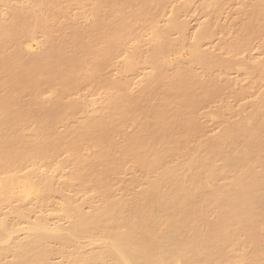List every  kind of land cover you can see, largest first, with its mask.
Here are the masks:
<instances>
[{"label":"bare ground","instance_id":"1","mask_svg":"<svg viewBox=\"0 0 264 264\" xmlns=\"http://www.w3.org/2000/svg\"><path fill=\"white\" fill-rule=\"evenodd\" d=\"M168 1L25 0L0 18V264H264V92L202 141L217 77L248 65L203 51L207 28L188 43L176 16L159 27ZM82 2L92 22L64 39L58 19ZM144 32L142 55L128 44ZM138 68L154 75L133 95Z\"/></svg>","mask_w":264,"mask_h":264},{"label":"rangeland","instance_id":"2","mask_svg":"<svg viewBox=\"0 0 264 264\" xmlns=\"http://www.w3.org/2000/svg\"><path fill=\"white\" fill-rule=\"evenodd\" d=\"M217 1L221 8L214 17H209L210 15L212 16V13L210 10L209 14L208 10L207 12L206 10L203 11V0H170L167 2V4H165V8L161 12L158 19V26L163 27L176 16L177 22L184 26L183 34L188 43H192L195 37L207 28L210 31L211 35L210 37L201 40L200 47L203 51H207L214 56L221 58L222 60H233L234 62H240L241 64L243 63L245 65H248L249 67L251 66L259 68L258 80L255 76H246L244 71H247L246 68H248V66L245 67L244 65V67L236 65V67H232V69L223 70L220 76L217 77L216 84L217 86L219 85L220 88L218 96L211 102L201 106L198 109L196 115L197 125L203 128L202 141L219 134V132L225 125V121L231 123L232 121H234V119L237 120L238 115L241 114L239 110H241L242 108H248L249 104L253 102L260 93L262 94V92H264V16L254 18L252 20V12L261 0ZM25 3V0H14L9 2L8 5L23 7ZM8 7L0 6V18L5 23H8L10 21V13L8 11ZM89 12L90 6L87 3L82 2L75 5L72 4L69 7L67 16L60 17L58 19V23L62 27L61 37L67 39L73 29H83L84 27L86 28V25L88 27L89 23L92 22V19H82L81 17H79V15L81 13L88 14ZM250 15H252V17H250ZM148 34V32L141 33V35L143 36L142 41L140 43H129L128 47H137L142 51V55L145 54V52L149 48V45H147L146 43L150 37ZM177 37V35H174L171 38L176 39ZM228 46H239V49L238 51L234 52V54L227 53ZM8 49H11V47H9ZM185 51L179 55L180 57H183H181L180 59L186 58L185 53H187V51ZM35 52H39L38 48L31 53ZM179 56H177V58H179ZM172 58L176 59V56H173ZM123 59V56L116 59L113 63L115 69H110L108 71V75L112 80H116L119 78L117 69L118 67H120ZM149 75H154V71L149 68H138V70L135 71L132 75H127V78L133 84L130 93H132L133 95H137L142 90V84L144 83L145 78ZM101 92L102 91H100L99 93ZM89 94L90 93H88V90L84 89L77 93L76 96H73L72 99H75L79 96L86 97ZM222 109H224L226 112H224ZM220 110L224 112V116L219 112ZM244 111L241 116L246 115ZM216 112L223 116L222 119L216 118L219 116V114H217ZM215 113L217 116L215 115ZM238 119H240V117ZM134 129L135 124L129 122L125 124L123 132L124 134L129 136L133 134ZM116 138L118 140L115 139V141H120V137ZM86 153L89 154L90 151ZM174 155V161L176 162L178 161L177 159L180 158V154L178 155V153H175ZM64 158L65 156H61L58 158V161L64 160ZM69 168L70 167H64L61 176L68 174V172H70ZM133 168L134 166L132 167V165L130 169L127 166V169H129V172L131 173H127L128 170L126 169L127 171L120 176L123 182L125 181L124 183L130 181V179L134 175L137 176L138 170L135 167V170H137H134L135 172H137L135 174V172L132 171ZM132 172L134 173V175L132 174ZM132 190L137 189L132 188ZM121 194L122 193L120 191L117 193L118 196H121ZM263 234L264 232H262V235ZM262 259L263 258L261 257V260ZM260 263L264 262L261 261Z\"/></svg>","mask_w":264,"mask_h":264}]
</instances>
